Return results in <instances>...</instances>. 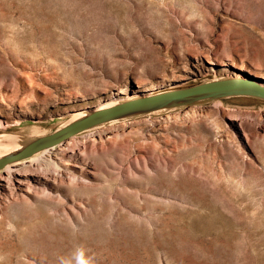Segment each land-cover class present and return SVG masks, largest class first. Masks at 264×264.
Wrapping results in <instances>:
<instances>
[{
	"label": "rangeland",
	"instance_id": "obj_1",
	"mask_svg": "<svg viewBox=\"0 0 264 264\" xmlns=\"http://www.w3.org/2000/svg\"><path fill=\"white\" fill-rule=\"evenodd\" d=\"M108 103L0 168V264H264V0H0V147Z\"/></svg>",
	"mask_w": 264,
	"mask_h": 264
},
{
	"label": "water",
	"instance_id": "obj_2",
	"mask_svg": "<svg viewBox=\"0 0 264 264\" xmlns=\"http://www.w3.org/2000/svg\"><path fill=\"white\" fill-rule=\"evenodd\" d=\"M246 88L245 85L243 84H235L232 81H219V82H208L205 84H202L200 86L197 87H193L190 89H185L180 91L179 93H173L170 95L169 98H175L179 95L181 96H187V95H192V94H197V93H201V92H208V91H229V90H234V89H238V88ZM134 106V104H128V105H123L122 107H114L113 109H108L105 111H99L96 112L92 115H88L85 119L75 122L61 130H59L56 133H53L52 135L48 136V137H44L41 139H38L37 141H35L34 143H32L31 145L25 147L24 149L18 151L17 153L4 158V159H0V168H2L3 166H5L8 162L10 161H14V160H19L25 157H28L30 155H32L33 153L44 149L45 147L49 146V145H53L56 143H59L61 141H63L64 139L77 134L79 131L85 129L87 126H89L90 123L92 122H97L98 119L104 117V115L109 114V113H113V114H118L120 113V108L121 109H127Z\"/></svg>",
	"mask_w": 264,
	"mask_h": 264
},
{
	"label": "bare ground",
	"instance_id": "obj_3",
	"mask_svg": "<svg viewBox=\"0 0 264 264\" xmlns=\"http://www.w3.org/2000/svg\"><path fill=\"white\" fill-rule=\"evenodd\" d=\"M244 88V87H243ZM182 90H184V89H180V90H175L173 93H179L180 91H182ZM230 91V90H229ZM223 92H226V91H208V92H201V93H197V94H192V95H201V96H203V95H211V94H220V93H223ZM165 93V92H164ZM173 93H171V94H173ZM153 96V95H152ZM191 95H187V96H181V95H179V96H177V97H175V98H168V101L169 102H171V104H177L178 102H180V101H185L187 98H189ZM152 98V97H151ZM153 98H156V97H153ZM142 99H145V98H138L137 100H135V101H140V100H142ZM122 102V101H121ZM120 102V103H121ZM131 102H133V101H131ZM112 105H114L113 103H108L107 105H104L103 104V106H101V108L97 111V112H99V111H105V110H108V109H110V108H112V107H110V106H112ZM144 105V104H143ZM142 105V106H143ZM147 105V104H146ZM117 106V105H116ZM116 106H114V107H116ZM117 107H122L121 105H118ZM131 110V109H130ZM120 113H118V114H116V115H114L113 113H109V114H106V115H104V117H102V118H100V119H98V121L97 122H92V123H90L89 124V126H87L86 128H88V127H92V126H96V125H98V124H101V123H103V122H105V121H108V119L110 120H114V119H116L115 118V116L117 117V116H119L120 114H122L125 110L124 109H121L120 108ZM126 111H128V110H126ZM89 114H87V115H83V116H77L75 119H74V121L71 123V124H73V123H75V122H78V121H81V120H83V119H85L87 116H88ZM70 124V125H71ZM69 126V125H68ZM104 126V125H103ZM38 131V130H37ZM42 138V137H41ZM41 138H39V139H41ZM35 141H37V140H29V139H27V140H24V141H22V142H26V143H23L22 145H20L19 147H13V146H10V147H5V146H2V147H0V159H4V158H7V157H9V156H11V155H13V154H15V153H17L18 151H20V150H22V149H24L25 147H27V146H29V145H31L32 143H34ZM65 141L66 140H63V141H61V142H59V143H56V144H53V145H49V146H47V147H45L43 150H41L40 152H50V151H52V150H54V149H56V148H58L60 145H63L64 143H65ZM68 143H70V142H68ZM67 145V144H66ZM61 147V146H60ZM64 148V147H63ZM43 154H46V153H43ZM42 154V155H43ZM41 155V154H40ZM50 155V154H49ZM43 157V156H42ZM36 159V158H35ZM24 161V160H23ZM21 163V161H18V160H14V161H10V162H8L7 164H6V166L4 167V169H2V170H8V169H10V168H12V167H14V166H16V165H18V164H20ZM56 164V163H55ZM57 166V165H56Z\"/></svg>",
	"mask_w": 264,
	"mask_h": 264
},
{
	"label": "clouds",
	"instance_id": "obj_4",
	"mask_svg": "<svg viewBox=\"0 0 264 264\" xmlns=\"http://www.w3.org/2000/svg\"><path fill=\"white\" fill-rule=\"evenodd\" d=\"M82 255H83V254L81 253V257H82ZM80 264H85V262L81 259V260H80Z\"/></svg>",
	"mask_w": 264,
	"mask_h": 264
}]
</instances>
